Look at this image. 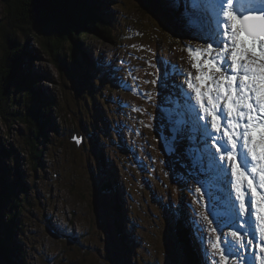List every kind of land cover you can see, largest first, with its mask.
I'll list each match as a JSON object with an SVG mask.
<instances>
[{
  "label": "rangeland",
  "instance_id": "374dc122",
  "mask_svg": "<svg viewBox=\"0 0 264 264\" xmlns=\"http://www.w3.org/2000/svg\"><path fill=\"white\" fill-rule=\"evenodd\" d=\"M5 1L0 0L1 19ZM70 1L90 17L87 28H94L99 16L106 17V36L89 30L85 40L74 41L73 53H78L73 56L72 38L65 44L49 39L53 48L48 53L50 45L44 49L35 35L38 28L33 34L19 33V39L11 26L8 34L17 37L10 47L14 49L10 56L5 48L0 51V72L5 73L0 77V103L11 105L7 121L14 122L9 127L0 118V264H190L192 259L193 264H208L200 228L215 227L217 217L224 220L217 232L231 231L225 226L228 195L223 185L216 189L215 210L209 215L208 196L203 189L194 191L199 187L195 181L184 183L179 164L174 175V158L156 131L160 106L171 91L161 89L157 80L163 71L161 58L194 72L184 46L202 42L175 25L163 0ZM19 3L27 7L26 0ZM29 20L17 23L26 29L22 33L28 31ZM41 31L44 38L47 33ZM34 49L40 51L37 58ZM56 50L65 54L68 71L54 62ZM13 54L20 76L37 95L29 110L26 95L17 92L1 99L8 91L5 76ZM175 82L183 83L184 77L175 76ZM54 98L59 105L48 112ZM177 103L173 93L168 105L176 108ZM15 109L40 112L39 125L31 124L37 128L29 133L30 148L19 142L24 139L21 130L31 122ZM10 206L13 211L7 212ZM193 216L195 221H190ZM179 227L189 235L188 242ZM214 237L208 233L209 240ZM231 264L243 261L232 258Z\"/></svg>",
  "mask_w": 264,
  "mask_h": 264
},
{
  "label": "snow or ice",
  "instance_id": "6c2138e0",
  "mask_svg": "<svg viewBox=\"0 0 264 264\" xmlns=\"http://www.w3.org/2000/svg\"><path fill=\"white\" fill-rule=\"evenodd\" d=\"M163 6L181 31L202 43L184 46L195 74L161 58L157 80L171 91L160 106L157 135L174 158V175L179 164L184 183L195 181L194 191L208 196L209 215L216 189H228L231 231L217 232L224 222L217 217L215 227L200 228L208 264L232 258L249 264V255L251 264H264V0H163ZM173 93L176 108L168 105Z\"/></svg>",
  "mask_w": 264,
  "mask_h": 264
},
{
  "label": "trees",
  "instance_id": "16d2710c",
  "mask_svg": "<svg viewBox=\"0 0 264 264\" xmlns=\"http://www.w3.org/2000/svg\"><path fill=\"white\" fill-rule=\"evenodd\" d=\"M26 3H27V7L22 9L21 5L19 3V0H17V1L16 0H8V2L5 1L6 6L4 7L5 9L2 12V16L4 18L3 19L0 18V51L3 48H5L8 55H9V50L12 49V51H13V49H14V48H10L13 45V39L17 38L16 36H18V38L21 39L19 36V33L21 35H23L25 33H26L25 35H28L29 32H31L33 34V33L37 32L36 28H38L39 30L37 33H35V35H37L38 37H40L43 40L44 49H46V46L50 45L49 49L47 50L48 53H50L52 48H53L52 41H50L49 39H53V41H57V43H59V44H63V42L65 44V43L69 42V40H68L69 38H72L73 41H70L72 43L70 48L73 49L71 52V54H73V56L76 53H78V52L73 53L74 50H77V49H74L75 48L74 46L76 43L74 41L79 42L80 39L85 40L87 33H89V30L91 32L96 33V34H100L103 37L106 36V35H104L103 32H105L107 34V32L109 30V28L105 26V23L102 22L106 19V17L100 18V16H99V20L97 21V23L93 24L94 28H91V29L87 28L88 24H89V18L90 17L79 12L77 6H74V4L71 3L70 0H26ZM24 18H28L30 20H29V26L27 28L28 31L22 33L20 30H26V29L21 28L17 23L22 24V22H20V20H22ZM97 19H98V17H97ZM49 21H51V22H49ZM11 26H14V27L10 28ZM79 26H81V28L84 29V31L82 33L80 32L81 28H79ZM8 28L13 29L14 32L16 31L15 32L16 36L13 35L10 37V35L8 34ZM41 28H44L45 32L47 33L44 38H42V35H45V33L42 34ZM83 33H85V35ZM55 36H57V39H55ZM46 40H47V42H46ZM6 41H7V44L4 45V43ZM44 42H46V43H44ZM28 44H30L29 38H28V41L26 42V45H28ZM56 49L58 50L59 47L56 46ZM57 50L53 51V54H52L54 62L57 64V67L60 68V70L68 71L69 67L67 65L68 62L65 61V59H66L65 54L60 55ZM33 54H34V57L37 58L40 55V51L37 49H34ZM17 58L18 57L15 54H13L11 56L10 68L8 69V71L6 73L7 75L5 76V81H6L7 86H8V91L5 90L4 95H2L1 99L2 100L4 98L10 99V95L15 96V95H17V92L21 95H26L28 108H25V109L29 110V107H31L30 105H32V103H34V100H35L37 95H34V92L31 88L29 82L27 80H24V78H22V76H20L18 68H17V61H18ZM90 60L91 59L86 57V61L88 62L89 65L92 64L90 62ZM71 74H72L73 78H77L75 72H71ZM4 75H5L4 72H0V77H2ZM34 76H35V79L38 80L36 75H34ZM48 77L49 76H47V78ZM83 88L84 87L79 85L80 91H82ZM48 103H49L48 112L51 111V109L53 108V105H56V106L59 105V102L55 98L52 100H49ZM33 106H35V105H33ZM41 106L42 105L39 104V107H41ZM15 110H17L18 114L22 115L24 117V119H25V116H28L29 123L31 122L30 128L28 125V127L26 129H24L23 131L21 130V132H23V136L25 137V141L23 139L19 142L20 144H22V143L24 144V146L22 145L21 147H29L30 148L31 143H30L29 133H31L35 128H37V127H33L31 124H32V122H34V123H36L35 126L39 125L38 113L40 114V112H38V110H32L31 113L25 114L23 110L22 111L19 109H15ZM12 113H13V109L9 103H5V102L0 103V118H1L2 122H6V124L8 123L9 127L14 124L13 121L12 122L7 121L8 116L11 117ZM24 119H20V120H24ZM25 123H26V121H24V124ZM21 147H20V149H22ZM7 172L8 171H6V170L3 171L4 174H7ZM188 197H190V195ZM110 203H111V201H110ZM16 204H18V203H16ZM10 211H13L11 206L9 207V210L7 212H10ZM180 215H181V213H180ZM182 218L185 221V219H186L185 216H182ZM191 221H193V220L191 219ZM179 230H180L179 233H181L182 236L185 238V241L187 239V242H188L189 241L188 240L189 235L187 233H184V231H182L180 227H179ZM131 244H133V243H131ZM189 248H190V246H189ZM191 248H192V246H191ZM187 255H188V258L191 257V253L188 250H187ZM197 255L196 254L193 255L194 260L197 259V257H198ZM199 257H200V255H199ZM190 264H193V259L190 260Z\"/></svg>",
  "mask_w": 264,
  "mask_h": 264
},
{
  "label": "bare ground",
  "instance_id": "6f19581e",
  "mask_svg": "<svg viewBox=\"0 0 264 264\" xmlns=\"http://www.w3.org/2000/svg\"><path fill=\"white\" fill-rule=\"evenodd\" d=\"M101 6V5H100ZM40 7V6H39ZM90 10V9H89ZM102 10V9H101ZM7 12V11H6ZM49 15V14H48ZM12 17V16H11ZM5 25V24H4ZM123 35V34H122ZM37 57V56H36ZM21 73V72H20ZM115 75V74H114ZM36 77H37V75H36ZM20 137V136H19ZM24 139H25V137H23ZM166 151V150H165ZM166 153H167V151H166ZM168 155V154H167ZM22 159V158H21ZM13 162V161H12ZM21 163V162H20ZM1 165V164H0ZM1 167V166H0ZM16 168L19 170V167L16 165ZM13 170V169H12ZM23 171V170H22ZM21 172V171H20ZM1 173V172H0ZM2 174L3 175H5L3 172H2ZM224 189H225V192H226V194L228 195V189L226 188V187H224ZM9 210V208H7V211ZM191 219H193V221H195L194 220V216L193 217H190ZM191 221V220H190ZM215 225H216V223H215ZM214 225V226H215ZM136 247V245H134V244H131V249L133 250L134 248ZM178 248V247H177ZM136 249V248H135ZM201 252V251H200ZM202 253V252H201ZM203 258V257H202ZM196 260H198V259H196ZM203 260H204V258H203ZM205 261V260H204ZM200 263V262H199ZM201 263H203L202 261H201ZM11 264V263H10Z\"/></svg>",
  "mask_w": 264,
  "mask_h": 264
},
{
  "label": "water",
  "instance_id": "95a60500",
  "mask_svg": "<svg viewBox=\"0 0 264 264\" xmlns=\"http://www.w3.org/2000/svg\"><path fill=\"white\" fill-rule=\"evenodd\" d=\"M169 23H172V22H168V24H169ZM164 149H165V147H164ZM165 150H166V149H165ZM168 156H170V155L168 154Z\"/></svg>",
  "mask_w": 264,
  "mask_h": 264
}]
</instances>
